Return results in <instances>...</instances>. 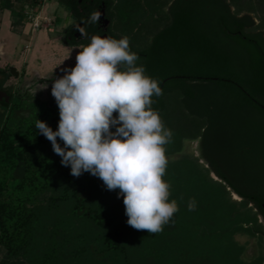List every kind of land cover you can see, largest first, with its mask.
Listing matches in <instances>:
<instances>
[{
	"label": "trees",
	"instance_id": "obj_1",
	"mask_svg": "<svg viewBox=\"0 0 264 264\" xmlns=\"http://www.w3.org/2000/svg\"><path fill=\"white\" fill-rule=\"evenodd\" d=\"M57 2L73 20L65 46L128 36L161 82L152 108L174 132L164 179L179 211L157 234L128 225L119 189L89 172L73 176L38 134V119L58 129L56 100L33 102L38 113L19 118L26 100L9 90L10 104H0V264H264V110L253 101L264 105V41L215 0ZM43 3L0 0V8L28 23L25 8ZM94 11L99 22L89 24ZM0 75L2 90L10 74ZM197 140L200 156L173 159ZM239 236L257 239L253 259Z\"/></svg>",
	"mask_w": 264,
	"mask_h": 264
},
{
	"label": "clouds",
	"instance_id": "obj_2",
	"mask_svg": "<svg viewBox=\"0 0 264 264\" xmlns=\"http://www.w3.org/2000/svg\"><path fill=\"white\" fill-rule=\"evenodd\" d=\"M100 16L94 11L87 23H98ZM78 30L87 35L83 27ZM78 48L75 66L63 69L64 75L52 82L58 129L38 119V134L51 141L73 176L89 172L108 190L119 189L128 225L152 234L163 232L164 225L174 223L179 204L170 200L171 185L164 179L169 164L165 146L174 132L152 108L153 97L163 95L161 82L138 63L141 57L132 51L128 36L97 35ZM195 207L192 199L188 210Z\"/></svg>",
	"mask_w": 264,
	"mask_h": 264
},
{
	"label": "rangeland",
	"instance_id": "obj_3",
	"mask_svg": "<svg viewBox=\"0 0 264 264\" xmlns=\"http://www.w3.org/2000/svg\"><path fill=\"white\" fill-rule=\"evenodd\" d=\"M43 1L40 8L32 10L34 13L30 7L25 8L34 14V21L28 23H22L10 11L0 8V70L10 74L6 86H11L15 95H22L26 100L19 118H30L38 113L40 108L34 107L33 102L51 104L55 101L51 92L52 82L64 75L63 69L75 66L76 55L80 51L78 47H68L63 43L66 31L73 23L68 19L67 10L57 0ZM44 83L48 84L47 88L40 87ZM112 130L115 131V127ZM200 143L201 140L186 141L181 154L173 159L190 154L200 156ZM237 239L247 246L246 260L257 256V239L247 236Z\"/></svg>",
	"mask_w": 264,
	"mask_h": 264
},
{
	"label": "flooded vegetation",
	"instance_id": "obj_4",
	"mask_svg": "<svg viewBox=\"0 0 264 264\" xmlns=\"http://www.w3.org/2000/svg\"><path fill=\"white\" fill-rule=\"evenodd\" d=\"M217 3L227 5L228 9L235 19L241 21L239 25H242L244 29L249 32L256 40L264 41V0H215ZM14 71L12 70L11 73ZM3 77L0 75V83ZM7 82V81H6ZM4 84V91L13 90L10 86ZM11 95V94H10ZM12 97V96H11ZM263 110L264 105L253 99Z\"/></svg>",
	"mask_w": 264,
	"mask_h": 264
},
{
	"label": "water",
	"instance_id": "obj_5",
	"mask_svg": "<svg viewBox=\"0 0 264 264\" xmlns=\"http://www.w3.org/2000/svg\"><path fill=\"white\" fill-rule=\"evenodd\" d=\"M11 98H12L11 95L7 91L0 90V104H6V105L10 104ZM201 163H204L208 167V165L206 164L204 160H202ZM212 176L216 180H219L218 177L214 173H212ZM233 195L235 198H239L235 193H233Z\"/></svg>",
	"mask_w": 264,
	"mask_h": 264
},
{
	"label": "built area",
	"instance_id": "obj_6",
	"mask_svg": "<svg viewBox=\"0 0 264 264\" xmlns=\"http://www.w3.org/2000/svg\"><path fill=\"white\" fill-rule=\"evenodd\" d=\"M31 12H33L32 10H31ZM34 13V12H33ZM28 14H29V20L32 22V21H34V14H30V12H28ZM38 28H39V26H37Z\"/></svg>",
	"mask_w": 264,
	"mask_h": 264
}]
</instances>
